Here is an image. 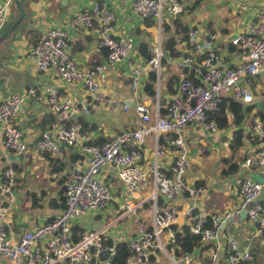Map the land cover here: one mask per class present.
<instances>
[{"label": "built area", "instance_id": "2783aa9c", "mask_svg": "<svg viewBox=\"0 0 264 264\" xmlns=\"http://www.w3.org/2000/svg\"><path fill=\"white\" fill-rule=\"evenodd\" d=\"M179 1L183 0H133L130 9L142 19L154 20L160 28L165 17L173 19L183 12ZM12 2L6 0L0 4V32L8 22ZM115 23V12L107 4L99 2L71 20V31L95 28L99 47L106 51L105 61L86 71L78 68L69 54L67 29L52 28L44 32L30 51L37 72L42 74L53 70L65 84L80 83L92 103H107L102 90L109 72L129 58L133 46L128 39L114 37ZM216 40L215 34L204 33L198 26L192 27L184 42L191 53L175 63L186 70L189 77L179 80L175 96L164 107L165 113L160 114L158 103L154 113L149 106L136 103L134 113L140 127L99 144L83 140L80 125H70L76 118L89 114L87 99L64 97L56 88L49 86L40 90L32 87L26 94H11L0 100V138L6 151L17 156L27 151L26 139L15 125V119L27 100L34 99L38 103L45 100L53 123L42 132L36 151L57 156L64 148H78L85 159L83 165L77 163L67 171L52 174V178L62 181L64 212L18 238L13 235L9 221L15 203L16 175L11 168L1 173L0 258L10 264H114L117 245L105 242L102 231L84 232L76 242L71 234L73 219L108 207L111 192L102 181L101 174L111 169L123 185L126 214H132L136 209L131 203L133 196L146 190L150 189L149 199L153 204L152 226L146 229L140 224L137 235L126 242L131 253L126 264H148L156 252L168 258L170 264H196L190 253L176 255L180 242L172 233L164 243V233L177 220L180 211L173 205L159 207L158 199L162 197L166 202H173L179 196H186L194 201L205 195L204 188L189 185L184 179V172L190 167L186 129L199 126L216 135L219 129L211 115L219 112L223 98L243 105L253 104L255 98L249 90V81L264 75V17L258 16L257 21L229 40L231 46L242 54L239 66L223 65L214 48ZM162 58L160 45L154 46L149 51L146 66L132 69L129 90L133 94L136 95L143 87V77L147 72L155 73V89L159 90ZM115 107L116 103L113 104ZM129 107L124 105V111ZM243 127L250 143L244 169L259 175L262 183L252 177L243 179L237 192L239 204L233 212L208 215L189 206L184 214L190 232L199 239V244L211 245L209 255L212 264L222 250L226 264L252 262L249 245L241 247L234 238L227 239L224 249L221 243L228 220L243 212H246L248 222L255 226L256 236L264 239V121L249 119ZM167 133L176 134V138L167 143L176 154L170 166L171 177L162 171L157 161L163 154L158 139ZM150 136L156 140V160L145 168L142 167L141 151Z\"/></svg>", "mask_w": 264, "mask_h": 264}, {"label": "crops", "instance_id": "0c3cea01", "mask_svg": "<svg viewBox=\"0 0 264 264\" xmlns=\"http://www.w3.org/2000/svg\"><path fill=\"white\" fill-rule=\"evenodd\" d=\"M5 1L6 0H0V4H3ZM132 1L133 0H13L10 8L15 4L17 15H15L16 17L10 25L7 28L5 26L4 30L0 32L2 33L0 36V100H3L11 94H26L28 89L32 87L39 88L40 90L43 87L49 86L56 88L60 95L64 97L73 100L87 99L90 104L88 107L89 114L76 118L71 124L81 126L79 120L82 119L87 121L90 125L96 126V130L84 132V134L80 131V136L88 143L99 144L110 137L120 135L124 131H134L141 125L134 113V106L136 103L147 105L151 109L152 106H154L152 109L153 113L158 103L160 114H164V107L176 94L175 92L174 95H171L167 91L165 82L170 77H176L180 80L182 77L188 76L186 70L175 65L177 60L191 53L190 48L184 44L186 38L184 40L178 38L175 45L180 53L179 57L170 58L167 56V53L163 52L162 59L166 61V64L162 65L161 63L162 69L159 90L155 89V96L150 97L146 91L151 72H147L143 77V87L136 95L129 90L132 69L146 66L147 58H149V51L152 47L160 45L161 48L163 41L161 28L163 24L171 25L175 19L180 18L188 27V31L192 27L198 26L204 33L211 32L215 34L217 40L214 42V48L221 56L223 65L226 67H236L242 62V54L231 46L229 40L241 34L249 25L257 21L258 16L262 15L264 17L263 0H231L228 10L229 14L227 16L218 15L213 18L202 8L203 4L208 0H183L179 1L183 6V12L173 19L165 17L162 26L158 28L154 20L142 19L132 12L130 9ZM210 1L212 4L220 3V0ZM97 2L107 4L115 12L116 23L114 37L128 39L133 45L129 58L109 72V77L102 90L107 100L105 104L97 102L92 103L80 83L65 84L53 70H49L42 74L38 73L34 60L30 55V51L34 47V44L44 32L52 28H58L68 30L69 54L78 68L82 71H86L103 63L106 58V51L99 47L96 29L71 31L69 27L71 20L76 14L85 9H90L93 4ZM18 5H21V10ZM21 11L23 12V16H21ZM22 21H24V23L21 33H14ZM16 22H18L17 26L14 30L10 31ZM141 45L147 47V56H143L140 53ZM258 77H254L249 81V90L255 98L253 104L243 105L240 103L243 107H251V112L245 115V121L241 127L245 136L243 140L244 146L235 157L231 156L229 145L234 138L237 128L234 127L232 123V115L230 113L228 114V128L222 131L219 130L216 135L210 134L199 126L187 128L185 136L187 146L191 145L190 140L192 138L200 137V140L196 144L195 150H193L194 147L191 146L193 150L192 154L188 149L190 168L188 169V173L185 174L184 179L189 185L204 188L206 193L202 198L195 199L194 201L188 199L186 196H179L174 199L173 202H166L164 198L160 197V199L163 200L162 206L173 205L180 211L177 220L164 233L163 241L165 244L167 243V238L170 233L176 236L175 231H179L185 226L188 227L184 214L189 206L202 210L208 215L233 212L238 206L239 200L237 192L239 184L243 179L250 177V174H255L252 171L248 172L244 169L245 160L247 159L246 151L249 149L250 143L247 140L248 136L245 134L243 125L249 119L263 121L261 116H264V106L258 109V107L254 105L262 94L258 79H263L264 75ZM161 92H163V96H161ZM255 94L258 95L255 96ZM115 103L117 107L113 108V104ZM124 105L130 106L127 111H124ZM118 110L124 114L130 112L132 119L122 120L121 122L118 121L116 123V129L119 130H117L115 134H110L109 130L107 132L105 129L102 130L95 122L96 120H101L99 118L105 117L103 111L109 113L117 112V114H119ZM47 115L49 116L50 114L45 100L38 103L34 99H29L20 109L15 119V125L23 132L27 142V151L22 156H17L12 152L6 151L0 138V178L1 173L7 168H11L16 175L15 187L17 188V195L14 193L15 203L9 215L10 228L16 238L20 237L24 232L30 231L64 212L65 197L62 181L52 178V174L67 171L77 163L81 165L84 164V156L80 154L78 148H64L61 154L57 156L41 154L36 151V143L42 134L41 129L37 125H39L40 120ZM124 127L125 130L123 129L124 131H122ZM200 130L206 132L208 136L202 138V136L198 134ZM168 134L171 133L160 136V138L166 136L163 144L160 143V138L158 139V146L161 147L163 154L157 158V161L162 167V171L168 177H171L172 173L170 172V166L174 162L176 154L167 146V143L173 140L168 137ZM210 136L218 137L220 141L217 142L216 140L212 142L211 147L201 140L206 138L211 141L212 138H210ZM147 145L148 142H146V146ZM153 145L155 150V139ZM206 145L208 149H206V151L210 152L211 156L203 157L202 154ZM216 146H218L220 150L222 149L226 154L215 158L213 154L217 151ZM150 153L148 148L147 150H144V148L142 149V167L146 168L156 160L155 152L154 158H152ZM59 166L62 169L60 171H55L54 169ZM210 166L211 168L213 167V171L217 175L212 173L211 176L206 177L203 173ZM231 166L237 167L238 171L236 173H225L223 175L222 170L228 169ZM104 172L101 174V179L110 188L111 201L104 212L101 211L103 212L102 214L100 212L99 215H96L97 217L91 220L93 227L88 231H102L105 242L117 245L121 242H128V240L135 237L138 233V231H135L129 236L124 235L119 229V222L128 215H134L142 208L151 209L153 204L149 199V189L142 194L133 196L131 203L136 206V209L132 214L124 213L122 215L120 209L125 208L123 185L116 179L111 169L108 173ZM213 192H216V195L213 196L212 203H210V205L204 203L203 199L206 195ZM218 194H221L225 198V201L219 199ZM218 202H220L221 205L215 206ZM89 214L90 213L82 215L71 221V234L73 239L79 237V234L75 235L72 230L74 226L87 232L83 227L74 223V221L76 222L79 218L88 216ZM173 227L175 229H173ZM228 238L236 239L241 247L247 245L251 247L253 260L249 264H252L254 261L256 244L259 243L260 245V240H264L256 236V228L248 222L246 215L243 217L239 215L224 226L221 240L223 249L226 246ZM260 247L263 246L260 245ZM204 248H206L205 251L202 250ZM211 249V245H201L199 248L195 249L192 253L194 262L196 264H208V262L212 264L209 255ZM155 254L156 256H151L148 264H170L168 258L161 255L159 252ZM0 264L10 263L0 258ZM214 264H226L224 250L217 253V259Z\"/></svg>", "mask_w": 264, "mask_h": 264}, {"label": "trees", "instance_id": "16d2710c", "mask_svg": "<svg viewBox=\"0 0 264 264\" xmlns=\"http://www.w3.org/2000/svg\"><path fill=\"white\" fill-rule=\"evenodd\" d=\"M161 29H162L161 32L163 36V41L161 44L162 52L167 53V56H169L170 58L179 57L180 53L176 48L175 42L178 38L181 40H184L186 38L187 33H188V27L180 20V18H177L173 21L171 25L163 24ZM36 43L34 44V46L36 45ZM140 53L143 56H147V47L144 45H141ZM161 63L162 65H165L166 61L162 59ZM178 81H179L178 78L170 77L165 82V87L171 95L175 94L176 92L175 88L177 87ZM155 82H156V75L155 73L152 72L149 75V80H148L147 87H146V91L150 97L155 96ZM250 112H251V107L249 106L243 107L240 103L234 102L230 98H223L219 112H217L214 115H211V118L216 122L218 129L221 131L228 128V123H229L228 114L230 113L232 115V123L234 127L237 128V131L234 134V138L232 139L229 145V149L231 151L232 157H235L239 153L241 148L244 146L243 140L245 139V136L241 130V127L245 121V115ZM261 118L264 121V116H261ZM79 122L81 123L80 131L82 134H84V132H90L92 130H96V126L90 125L85 120L80 119ZM52 123H53V117L51 115L49 116L47 115L40 120V123L37 126L41 129V133H42V132H45ZM168 137L171 139H174L176 135L174 133H171V134H168ZM165 138L166 136L160 138L161 144L165 142ZM61 169L62 168L59 166L58 168L54 170L60 171ZM237 171H238L237 167L231 166L228 169H223L222 174L223 175L225 173L231 174V173H236ZM162 205H163V200L159 198L158 206L162 207ZM173 229L175 228L173 227ZM72 230L75 235L79 234V237H75L74 241L75 242L79 241L81 235L84 233V230L76 226H74ZM175 233H176L175 238L177 239V241L180 242V249L176 250L177 256L182 255V253L192 254L195 249L201 246L199 244V239L196 236L191 234L189 226L182 227L179 231H175ZM117 250L118 252L114 259V264H126V259L131 254L128 244L126 242L118 243ZM202 250L205 251L206 248ZM243 264H249V263H243Z\"/></svg>", "mask_w": 264, "mask_h": 264}, {"label": "rangeland", "instance_id": "374dc122", "mask_svg": "<svg viewBox=\"0 0 264 264\" xmlns=\"http://www.w3.org/2000/svg\"><path fill=\"white\" fill-rule=\"evenodd\" d=\"M231 0H220V3L218 4H212V2L210 0H208L205 4H203V10H206L207 13H209L210 17H216L218 15L221 16H227L229 14V4H230ZM13 14V15H12ZM15 15H17V10H16V5L13 4L10 8V16L8 18V22L6 24V28L10 25V23L15 19ZM24 21L21 22V24L16 28L14 33H21L22 30V26H23ZM2 33H0L1 36ZM1 45V42H0ZM259 78V77H258ZM258 83L261 86V90H262V94L260 95V98L257 102H255V107H258V109H261L264 106V78L263 79H258ZM258 94H255V96H257ZM161 96H163V92H161ZM154 108V106H152V109ZM103 113L105 114L104 118H99L101 120H96L95 122L98 124V126L100 128H102V130H106V132L109 130L110 134H115V132L119 129H116V123L119 121L121 122L122 120H128V119H132V116H130V112L129 113H121V111L118 110V113H109L107 111H103ZM154 120V117H152ZM125 130V127L122 128V131ZM187 130V129H186ZM126 132V131H124ZM199 135L202 136V138L205 136H208V134L206 132H204L203 130H200ZM197 137V136H196ZM210 139H201L204 143L208 144L209 146H211V143L216 141L219 142L220 139L218 137H214V136H210ZM200 140V137L197 138H192L190 140V144L188 146L189 152L192 154L193 150H195L196 144L198 143V141ZM148 145L146 147H144V150H148L151 152L150 155L152 156V158H154V138L153 136H150L147 139ZM194 147V149L192 150V147ZM212 147V146H211ZM207 149V145L204 148L203 151V157H208L211 156L210 152L206 151ZM217 151L215 152L214 157H221V155L226 154L222 149L220 150L218 148V146H216ZM208 150V149H207ZM212 166V165H211ZM211 166L209 168L206 169V171L203 173L204 176H211L212 173H214L213 171V167L211 168ZM110 170H106L104 173H108ZM215 175H217L216 173H214ZM122 185V184H121ZM15 195H17V188L15 187L13 189ZM147 191V190H146ZM145 191V192H146ZM216 195V192L213 193H209L206 195V197L203 199L204 203H207L208 205H210V203H212L213 201V196ZM218 198L221 199L222 201H225V198L221 195L218 194ZM122 201V200H121ZM220 202H218L217 204H215V206H220ZM120 209V208H119ZM122 212V215L124 213H126L125 208H121L120 209ZM104 212V211H103ZM101 212V214L103 213ZM100 212H94V213H90L88 216L85 217H81L78 220H76V222L74 221V223L78 224L79 226L83 227L86 231L90 230L93 225L91 223V220H93L95 217H97L96 215H99ZM153 217V208H142L139 211H137L134 215H128L126 216V218H124L122 221L119 222V229L123 232L124 235L129 236L131 233L138 231L139 225L140 223L146 228L148 229L149 227L152 226V218ZM139 220V221H138ZM110 222V221H109ZM73 223V222H72ZM263 246V247H260ZM260 245L259 243L256 244L255 246V254H254V261L252 264H264V240H260ZM6 262V261H5Z\"/></svg>", "mask_w": 264, "mask_h": 264}, {"label": "water", "instance_id": "95a60500", "mask_svg": "<svg viewBox=\"0 0 264 264\" xmlns=\"http://www.w3.org/2000/svg\"><path fill=\"white\" fill-rule=\"evenodd\" d=\"M18 7L20 8V10H21V5H18ZM21 16H23V12L21 11ZM21 19V18H20ZM17 23L18 22H16L15 24H14V26L11 28V30L10 31H12V30H14L15 29V27L17 26ZM250 177H252L255 181H257V182H259V183H262V178L259 176V175H257V174H250ZM246 215V212H243L242 214H241V217H243V216H245ZM232 221V219H230V220H228V222L227 223H230Z\"/></svg>", "mask_w": 264, "mask_h": 264}, {"label": "bare ground", "instance_id": "6f19581e", "mask_svg": "<svg viewBox=\"0 0 264 264\" xmlns=\"http://www.w3.org/2000/svg\"><path fill=\"white\" fill-rule=\"evenodd\" d=\"M189 168H190V167H189ZM189 168H188V169H189ZM188 169L186 170V172H184V174L188 173Z\"/></svg>", "mask_w": 264, "mask_h": 264}]
</instances>
